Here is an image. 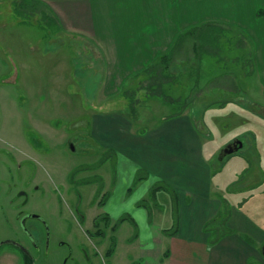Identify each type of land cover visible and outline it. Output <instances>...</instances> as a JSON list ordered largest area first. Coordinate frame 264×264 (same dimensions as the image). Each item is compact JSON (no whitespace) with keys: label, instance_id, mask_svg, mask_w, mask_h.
I'll return each mask as SVG.
<instances>
[{"label":"rangeland","instance_id":"obj_1","mask_svg":"<svg viewBox=\"0 0 264 264\" xmlns=\"http://www.w3.org/2000/svg\"><path fill=\"white\" fill-rule=\"evenodd\" d=\"M231 31L229 40L212 47L216 50L203 49L198 40L190 59L179 55L172 69L147 71L117 95L103 97V62L89 41L65 31L40 4L0 0V241L22 239L35 264L142 263L141 244L131 242L139 231L131 222L118 230L100 222L105 235H98L95 217L108 211L129 217L131 211H123L133 205L134 212L144 209L164 223L170 196L152 195V187L165 184L156 182L142 198L148 170L139 165L119 176L122 153L95 138L93 118L119 113L134 127L133 135H142L186 107L193 108V123L205 144L211 197L221 202L216 221L205 231L209 237L221 236L217 219H229L237 207L248 213L263 238L264 97L259 74L250 70L249 51L233 39L238 30ZM228 82L232 89L225 90L221 84ZM249 87L257 104L247 96ZM237 138L239 151L221 159L222 149ZM139 149H131L132 157L124 154L136 160ZM102 181L100 204L95 196ZM26 214L41 215L49 229L29 216L28 239L21 220ZM152 252L148 263L158 264V248ZM0 264H23V258L13 253Z\"/></svg>","mask_w":264,"mask_h":264},{"label":"crops","instance_id":"obj_2","mask_svg":"<svg viewBox=\"0 0 264 264\" xmlns=\"http://www.w3.org/2000/svg\"><path fill=\"white\" fill-rule=\"evenodd\" d=\"M35 1L65 31L77 34L93 45L105 71L103 97L117 95L121 88L147 71L164 73L172 69V63L179 55L185 54V59H190L199 45L198 40L203 49L216 50L212 47H218L226 37L229 40L227 31L232 32V29L238 30L233 39H238V45L249 51L250 70L259 74L264 97V0ZM194 27L201 30L186 32ZM164 56L169 58H164L162 63L156 62ZM230 83L221 86L225 90L232 89ZM247 92L251 103L257 104L250 87ZM192 109L186 107L177 113L179 115L174 114L169 120L165 118L166 123L154 126L142 135H133L134 127L119 113H99L93 118L95 138L115 146L122 153L125 165L123 167V161L119 176H123L125 168L132 171L131 167L138 165L148 170L142 198L156 182L172 186L175 193L174 198L164 188L156 192V196L163 192L170 196L169 206L163 213L166 215L164 223L150 218L144 209V212L142 209L134 212L130 205L123 214L131 211L132 215L121 224L129 221L139 231L131 242L141 244L144 260L140 264H149L154 254L152 250L157 248L158 264H264V252L260 247L264 237L258 235L260 231L248 213L237 207L227 223L240 233L225 234L215 243L209 241L205 224L218 215L221 202L210 194V164L203 157L205 144L193 123ZM132 148H140V157L135 156L136 160L130 159ZM139 201L138 198L136 203ZM176 208L178 229L174 234H168L165 229L173 226ZM107 213L112 224L122 216ZM246 233L252 240L245 237Z\"/></svg>","mask_w":264,"mask_h":264},{"label":"flooded vegetation","instance_id":"obj_3","mask_svg":"<svg viewBox=\"0 0 264 264\" xmlns=\"http://www.w3.org/2000/svg\"><path fill=\"white\" fill-rule=\"evenodd\" d=\"M20 167H21V165L18 166V168H20ZM20 177L22 179L23 176H20ZM26 178H28V177L26 176ZM86 181H88V180H86ZM28 182L29 181L27 179V182L25 184H27ZM105 186H106V184L104 183V181H102L100 189L96 192L95 201L98 200L97 202L100 204H103V199H100V200L98 199L100 196L99 194L102 193ZM107 193H108V191L105 192V196L107 195ZM97 194L99 195L98 197H97ZM27 201H28V196L25 195V199H24L23 203L25 204V203H27ZM105 213H107V212H105ZM103 214L97 215V217H95L96 221H97L98 217L103 215ZM29 216L37 218L45 227H47L49 229L46 220L43 219V217L41 215L26 214V215L22 216L21 220H22L23 232L26 234L27 238H28V236L30 237V234H32L31 230L26 225V221L29 218ZM84 218H85V216H84ZM100 222H102V223L104 222V224H105V221L101 220V219L99 220L98 223L95 222L96 227L98 229L96 233H98V231H100V232L104 233L103 235H105V231L99 227ZM112 226H113V224L111 223V225L107 226V227L112 228ZM98 235H100V234H98ZM30 242L32 244V248L38 247V245L34 242L33 239H30ZM13 253H16V255L17 254L21 255V257L23 258V264H35V258L33 255V251L31 250V248L27 244H25V242L22 239L9 237V238H6V239H3L2 241H0V260L3 259L4 257H8L9 255H12Z\"/></svg>","mask_w":264,"mask_h":264},{"label":"trees","instance_id":"obj_4","mask_svg":"<svg viewBox=\"0 0 264 264\" xmlns=\"http://www.w3.org/2000/svg\"><path fill=\"white\" fill-rule=\"evenodd\" d=\"M32 4H40L38 1H35V0H32V2H31ZM201 29H200V27H194V28H192V29H189V30H187L186 32H198V31H200ZM185 32V33H186ZM184 35V34H183ZM182 36V35H181ZM164 58H169L168 56H164V57H161L158 61H156V62H163V59ZM153 68V67H152ZM151 68V69H152ZM142 177H144V176H138L137 178H138V181L142 178ZM161 188H164V189H166L167 191H169V192H171V194L173 195V197L175 198V193H174V190L169 186V185H167V184H163V183H160V184H157L156 186H154V187H152V189H151V194L152 195H156V192H157V190H159V189H161ZM176 202V201H175ZM141 204H142V202H141ZM228 215L225 217V219H220V220H218L217 219V224L219 225V228H218V230L219 231H222V234H221V236H223V235H225V234H229V233H232V231L230 230V227L228 226ZM104 220L105 221V224L107 225V226H110L111 225V223H112V220H111V217H110V215L108 214V213H104L103 215H101V216H99L98 217V219H97V221H96V223H98L99 222V220ZM127 219V217L126 216H124V217H121L119 220H118V222L117 223H115V224H113V226H112V229L113 230H115L116 228H117V226H119L124 220H126ZM216 221V218H213V219H211L210 221H208L206 224H205V230H207V229H209V226L211 225V223L213 222V221ZM214 221V222H215ZM177 229H178V211H177V208L174 210V223H173V226L171 227V228H169V229H165V232L166 233H168V234H174L176 231H177ZM97 234H104V233H102V232H100V231H98V233ZM221 236H218V234H214L213 236L212 235H210V243H215V242H217L218 240H219V238L221 237ZM115 241H116V239H115ZM115 249H116V244H115V242H114V244H112V246L108 249V252H107V254L108 255H110V254H112L114 251H115Z\"/></svg>","mask_w":264,"mask_h":264},{"label":"water","instance_id":"obj_5","mask_svg":"<svg viewBox=\"0 0 264 264\" xmlns=\"http://www.w3.org/2000/svg\"><path fill=\"white\" fill-rule=\"evenodd\" d=\"M241 147H242V141L239 138L233 140L232 142H230L229 144H227L222 149V151L220 153V158L223 159L225 156L239 151V149ZM263 252H264V249H263Z\"/></svg>","mask_w":264,"mask_h":264}]
</instances>
